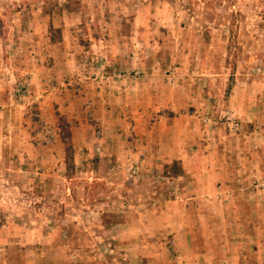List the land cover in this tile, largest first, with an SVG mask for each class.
I'll use <instances>...</instances> for the list:
<instances>
[{
    "label": "rangeland",
    "instance_id": "rangeland-1",
    "mask_svg": "<svg viewBox=\"0 0 264 264\" xmlns=\"http://www.w3.org/2000/svg\"><path fill=\"white\" fill-rule=\"evenodd\" d=\"M68 1L0 0V75L15 70L5 81L0 76V166L5 169L0 174L7 193L0 198V237L9 232L3 228L9 225L5 216L20 212L14 188L21 184L28 197L25 211L43 202L33 196L66 206L71 217L66 252L43 248L48 246L39 240L30 250L0 251V264H6L3 258L8 264H264V0H72L73 11L45 14V4L53 9ZM139 11L152 21L144 22L151 48L143 50L158 52L161 75L171 88L166 98L171 96L174 105L155 112L162 118L127 111L125 122L98 121L87 102L78 101L79 91L67 86L69 75L62 77L60 71L67 58L76 60L69 67L73 72L80 68L77 60H88L92 39L102 30L118 38L109 44L113 51L130 52L131 41L120 38L132 34ZM49 22L61 30V43H48ZM10 40L19 53L13 61L2 51L3 44L12 46ZM88 63L85 70L98 68L97 62ZM41 77L47 85L38 84ZM49 77L57 84H49ZM117 118L124 121L121 113ZM65 122L73 134L74 172L66 165ZM128 147L139 154L126 161ZM21 148L53 150L56 178L44 179L49 174L38 171L42 175L32 187L20 182L14 168L30 158ZM123 162L132 165L119 168L121 185L140 176L139 184L159 186L154 199L169 220L165 227L175 233L166 231L160 245L146 235L138 243L135 239L136 246L113 253L92 246L78 257L77 239L89 234L85 226L97 233L110 227L100 219L83 225L81 202L107 195L106 184L97 179L110 177L109 168ZM49 181L53 185L45 188ZM146 186L149 200L151 187ZM149 209H141L147 220L135 222L151 225Z\"/></svg>",
    "mask_w": 264,
    "mask_h": 264
},
{
    "label": "crops",
    "instance_id": "crops-1",
    "mask_svg": "<svg viewBox=\"0 0 264 264\" xmlns=\"http://www.w3.org/2000/svg\"><path fill=\"white\" fill-rule=\"evenodd\" d=\"M140 7H142V5H140ZM118 18L119 17L117 16V19ZM134 22L135 24H133L132 34L130 36L123 35L120 38L122 41L128 40V43L131 41L132 46L130 48V52L123 51L118 54L113 51V48L109 44H113L116 41L115 38L117 37L112 35L104 36L102 34L106 30H102V34H98V36L93 37L92 39L91 47L93 52L87 53L89 54L87 58L88 60L85 62L77 60L80 63H77L80 68L73 72L74 70H71L69 67L76 60H70L67 58L65 63L66 66H63V70L60 71L62 77L64 74L69 75L66 77V81L68 82L67 86L73 87V90L76 88L77 92L79 91L81 99H78V101L80 103L81 100H83V102L85 101V103L87 102L88 111H91L90 115L96 117L98 121L107 120L109 123L119 121L125 122L127 121V111L133 115H144V117L148 119H151L153 116L162 118L159 117V113L156 114L155 112H159L160 107H164L166 104L174 105L171 104L174 103L171 99V96L166 98L165 91H170L171 88L167 84L165 77L161 75L162 68L160 65V60L157 58L158 52L152 55L150 54V51L145 53L143 50L144 47L148 49L151 48V40H147L148 33L146 32L148 31L143 30L149 28V25L147 23L144 24V22L152 21L144 17V15H142L139 11V17H136ZM50 23L51 22H49V25ZM120 23L121 25L123 24L122 22ZM37 34L39 33L36 31L35 35ZM35 37L37 40V36ZM39 38H44V36H39ZM10 41L11 44L13 43L12 46L3 44L2 51L3 54L5 52L7 55L10 54L8 60L13 61L14 59L16 60L15 57L18 56L19 53L15 50V43L12 42V40ZM47 41L50 43L51 39L48 38ZM123 44H125V42H123ZM136 44H139L142 47L141 50L143 51L136 50ZM124 46L125 45H123V48ZM128 46L129 45H127L126 48ZM155 49L156 47L153 49L154 52L157 51ZM40 54L41 53L38 55ZM91 54L92 57L89 58ZM65 59L66 58L63 57V60ZM90 59H92V61ZM94 61L98 64V68L95 70L96 72L90 67L85 70L86 63L90 62L88 64L92 66V62ZM121 64H123V66H121ZM12 71L14 73L15 70ZM12 71L9 69L7 70L8 74H1L0 76H4L5 81V77H13ZM44 73L47 72L44 71ZM60 73H56V77H58ZM31 75L36 76V73L34 72ZM18 76H16V80L19 81L20 78ZM45 79V77H41V82L38 84L47 85L43 83ZM4 81L2 80V77H0V82ZM56 81L57 80L54 78L51 79L49 77L48 79L49 84L50 82L57 84ZM34 83L37 84V81ZM62 85L65 86L66 83H62ZM2 86L6 89L8 87L6 84H3ZM55 89L56 86H53V90ZM82 105L84 104L79 105V107H82ZM142 105L146 107L144 108ZM0 107H3L1 100ZM137 107H139L142 112L136 111L135 109ZM118 113H121L124 121L122 118H117L116 120L114 119V116H116ZM146 136L148 137V135ZM149 137H153V135L149 134ZM1 151L2 150H0V155H2ZM24 153H27L30 158L26 160V164H21L14 168V172L17 173L18 180L20 182L25 181V183H29V186L32 187L31 185L34 183V181H37V176L42 175L38 171H43V175L49 174L48 177L43 176L45 177L44 179H48L49 177L56 178V174L54 173L56 166L53 150L42 152L40 150L31 148L25 149ZM125 153L127 155V159L125 158L126 161H128V157L139 154L134 152V148L132 147H128V149L125 150ZM162 153V151L159 152L160 155H162ZM64 155L65 154L63 153V165L65 161ZM41 157L43 161H47L40 162ZM30 160L34 162H30ZM129 163L123 162V164H116V166L113 168H109V173L111 174L110 177H101L97 179L98 181L106 184L108 189L107 195H104V197L101 196L102 198H98L97 196L92 198L90 197V199L83 200L81 202L82 209H80L79 212L81 216L80 222H83V225L84 223L88 224L92 221H96V219H100L101 221L108 220L110 227L104 226L101 232L97 233L90 232V230H88V228L85 226V231L89 232V234L87 235L83 233L79 236L80 238L78 237L77 239V244L79 245L77 248L78 252H80L78 257L81 256V252H85L87 248L92 246L100 245L101 248H105V250L111 253L115 252L114 250L117 248L119 249L123 246H136L135 239H138L136 242L138 243L141 237L146 238V235H148L149 238L155 237L156 244L160 245L166 234L175 233V231H169L167 226L165 227V223L169 222V220L165 222V212L158 209L157 202L154 199V197H158L160 195L158 191L159 186L155 185L154 182H150V184H139L138 181L140 176L133 178V182L128 180L129 182L126 184L127 186L121 185L122 183L120 182L121 175L119 174V168L123 169L128 166L130 167L132 162ZM43 165L44 168H41ZM4 170L5 169L3 168L2 171V167L0 166V172H5ZM5 183L6 179L0 174L1 189L4 187ZM52 185L53 183L51 181H49V183L45 182V188L48 186L51 187ZM146 185L151 187L149 200L146 198L144 191L145 187H147ZM22 188L23 184H21V188L20 186L14 188V191L17 190L19 192L16 195L19 196L17 203L20 208V212L17 214H10V216H5V218L8 219L9 225H4L3 228L6 229L5 231L9 232H2L4 233L3 238H5L2 239V236L0 237V244L2 245L0 246V251L8 252L17 246L22 247V249L30 250L33 248V244L36 241L43 240L45 245L48 246L43 248H50L51 250L58 249L63 253L66 252L65 249L68 248V243L70 241L69 229L66 227H69V218H71L67 207L61 206V204L57 205L56 203L49 201L48 198L35 199L31 194L32 200H43V202H41L40 206L31 204V210L27 212L24 209H26L25 204L27 203L25 201H27L26 199L28 197H26L27 194L24 193V188ZM1 189L0 198H4L7 193L4 192L5 188H3V192ZM8 190L12 191L10 189ZM114 195L115 197L113 198ZM119 198L123 199V201H120ZM151 201L156 203L152 204ZM122 208H124L123 211L121 210ZM147 208H150L148 213L153 216L152 220H154V222L151 225H140L138 222H135V220H147L148 215L141 211V209L146 210ZM132 209H135L136 214L139 213V215H136L135 211ZM115 210H118V212H115ZM1 219L2 215H0V220ZM11 219H13V224L9 223ZM44 221H47L45 222L47 223L45 226L42 225ZM59 224L60 226H58ZM166 231H168V233H166ZM17 239H21V241ZM145 240L147 242L149 241V239ZM35 249L36 248H34V250ZM3 259L6 260V264L9 263L6 258ZM35 261H38L37 257L35 258Z\"/></svg>",
    "mask_w": 264,
    "mask_h": 264
},
{
    "label": "trees",
    "instance_id": "trees-1",
    "mask_svg": "<svg viewBox=\"0 0 264 264\" xmlns=\"http://www.w3.org/2000/svg\"><path fill=\"white\" fill-rule=\"evenodd\" d=\"M72 0H69L65 5H58L56 8L48 9L47 4L44 6V12L47 15L54 16L56 14L63 15V12L65 10L67 11H73L71 7ZM50 34H51V40L52 43H61L63 41L62 38V32L60 29H56L53 25V22L50 23ZM58 35L59 37L57 38ZM66 129V135L64 137V141L66 144V165L68 172L75 171L76 170V163H75V146H74V140H73V134L69 128V124L65 122V128Z\"/></svg>",
    "mask_w": 264,
    "mask_h": 264
}]
</instances>
